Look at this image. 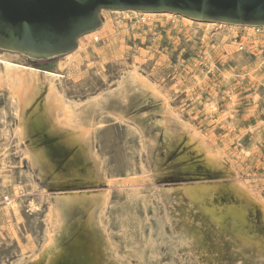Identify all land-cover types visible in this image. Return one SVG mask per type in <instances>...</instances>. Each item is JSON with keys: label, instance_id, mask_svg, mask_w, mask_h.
I'll use <instances>...</instances> for the list:
<instances>
[{"label": "rangeland", "instance_id": "374dc122", "mask_svg": "<svg viewBox=\"0 0 264 264\" xmlns=\"http://www.w3.org/2000/svg\"><path fill=\"white\" fill-rule=\"evenodd\" d=\"M172 14L102 9L53 57L0 47L38 71L17 105L0 82V264H264V25ZM198 185L247 202L243 225Z\"/></svg>", "mask_w": 264, "mask_h": 264}, {"label": "water", "instance_id": "95a60500", "mask_svg": "<svg viewBox=\"0 0 264 264\" xmlns=\"http://www.w3.org/2000/svg\"><path fill=\"white\" fill-rule=\"evenodd\" d=\"M102 9L264 25V0H0V47L36 59L69 52L102 24Z\"/></svg>", "mask_w": 264, "mask_h": 264}, {"label": "bare ground", "instance_id": "6f19581e", "mask_svg": "<svg viewBox=\"0 0 264 264\" xmlns=\"http://www.w3.org/2000/svg\"><path fill=\"white\" fill-rule=\"evenodd\" d=\"M132 11V10H131ZM134 11V10H133ZM137 13H142L135 11ZM144 15H155L154 12H143ZM166 15H174L170 12H164ZM126 15V14H125ZM138 15V14H137ZM127 16V15H126ZM145 17V16H144ZM184 20L188 22H192V19L182 16ZM145 20V19H144ZM201 23V22H199ZM97 32H90L87 35L93 38H97L96 35ZM97 36V37H96ZM5 54V53H4ZM8 55V54H7ZM6 55V57H7ZM11 58V56H9ZM38 71L31 67V66H25L23 64H19L17 62H13L11 60H8L7 58L0 56V82H4L6 85V88L9 89L11 93V99L16 103H23L26 100V94L28 92L29 87L31 86V81L34 78H37ZM136 72H134V75ZM55 75V74H54ZM53 75V77H54ZM58 76V75H57ZM135 79H138L137 76H134ZM47 100H48V111L53 114L55 119L59 121L61 124L65 125H72L71 122L74 121L73 113L71 112V109L66 104L65 100L63 99L62 94H60L58 91H56V88L52 84L49 88L48 94H47ZM60 111V112H59ZM79 130H82L80 133L84 135L87 133V131L83 130V127L80 124L75 125ZM73 127V128H76ZM208 161V160H207ZM232 184V183H231ZM238 184V183H237ZM215 185V184H214ZM217 185V184H216ZM236 185V184H234ZM241 185V184H240ZM225 187V186H224ZM223 187V188H224ZM242 187V186H241ZM220 188V187H219ZM231 188V187H230ZM235 188V187H234ZM214 189V188H213ZM210 187H207L205 185H198L194 186L188 189L187 195L190 196L192 199L197 198L199 201L201 200H207L208 196L211 195V191L213 190ZM233 189V188H232ZM240 189V188H239ZM219 190V189H218ZM244 190V189H243ZM247 190V187H246ZM232 191V190H231ZM235 192L237 190L234 189ZM238 192H240L238 190ZM245 192V190H244ZM243 192V193H244ZM248 192V191H247ZM250 192V191H249ZM248 192V194H250ZM230 193V192H229ZM227 194V193H226ZM236 194V193H235ZM245 194V193H244ZM228 195V194H227ZM241 195V194H240ZM220 196V195H218ZM234 196V195H233ZM215 197V196H214ZM229 197V196H228ZM239 197V195H238ZM247 197V196H246ZM245 197V199H246ZM235 198V197H234ZM237 198V197H236ZM196 199V200H197ZM213 199V198H212ZM212 199L210 202H212ZM219 199V198H218ZM238 199V198H237ZM250 199L248 198V201ZM253 201V200H252ZM214 202V201H213ZM212 202L210 211L211 212H217L224 213L226 215H229L232 218V222H237L239 224H242L245 220V213L247 209V202L240 201L238 205L232 204V205H224V206H218ZM229 202V201H228ZM238 202V201H237ZM233 203V201H232ZM250 203V202H249ZM71 204V203H70ZM218 204V203H217ZM224 204V203H223ZM229 204V203H228ZM251 204V203H250ZM249 204V205H250ZM7 209V208H6ZM100 209V208H99ZM99 211V210H98ZM6 212V211H5ZM54 212V211H53ZM55 214V213H54ZM53 215V214H52ZM57 215V214H56ZM221 216V215H220ZM225 218V217H224ZM51 219V218H50ZM216 219V218H215ZM226 219V218H225ZM51 221V220H50ZM219 221V220H218ZM235 225V224H234ZM243 225V224H242ZM240 226V225H238ZM238 228V227H237ZM245 236V235H244ZM49 237V236H48ZM101 240V239H100ZM103 240V239H102ZM100 243V242H99ZM78 254V253H77ZM75 258V257H74ZM53 260V259H52ZM71 260V259H70ZM77 261V260H76ZM110 263V262H109Z\"/></svg>", "mask_w": 264, "mask_h": 264}, {"label": "built area", "instance_id": "2783aa9c", "mask_svg": "<svg viewBox=\"0 0 264 264\" xmlns=\"http://www.w3.org/2000/svg\"><path fill=\"white\" fill-rule=\"evenodd\" d=\"M11 201L12 199L8 194L3 195L0 199V205H8Z\"/></svg>", "mask_w": 264, "mask_h": 264}]
</instances>
